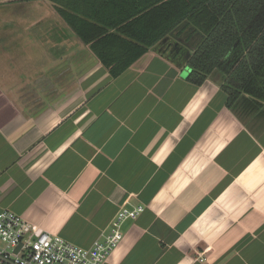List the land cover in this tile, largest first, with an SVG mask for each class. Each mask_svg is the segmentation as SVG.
Returning a JSON list of instances; mask_svg holds the SVG:
<instances>
[{
	"label": "crops",
	"instance_id": "1",
	"mask_svg": "<svg viewBox=\"0 0 264 264\" xmlns=\"http://www.w3.org/2000/svg\"><path fill=\"white\" fill-rule=\"evenodd\" d=\"M61 2L98 9L0 0V210L87 248L142 205L103 264H264V106L187 80L190 27L111 76Z\"/></svg>",
	"mask_w": 264,
	"mask_h": 264
},
{
	"label": "trees",
	"instance_id": "2",
	"mask_svg": "<svg viewBox=\"0 0 264 264\" xmlns=\"http://www.w3.org/2000/svg\"><path fill=\"white\" fill-rule=\"evenodd\" d=\"M96 11L57 10L115 77L179 27L201 35L187 80L216 79L237 117L264 106V0H91ZM64 5V6H63ZM88 12V13H87Z\"/></svg>",
	"mask_w": 264,
	"mask_h": 264
},
{
	"label": "built area",
	"instance_id": "3",
	"mask_svg": "<svg viewBox=\"0 0 264 264\" xmlns=\"http://www.w3.org/2000/svg\"><path fill=\"white\" fill-rule=\"evenodd\" d=\"M143 210L142 205L123 204L102 237L85 248L37 228L11 210L1 209L0 264H103L123 238L124 221Z\"/></svg>",
	"mask_w": 264,
	"mask_h": 264
},
{
	"label": "rangeland",
	"instance_id": "4",
	"mask_svg": "<svg viewBox=\"0 0 264 264\" xmlns=\"http://www.w3.org/2000/svg\"><path fill=\"white\" fill-rule=\"evenodd\" d=\"M246 116H247V115H244V116H242V118H243V119H246V118H247Z\"/></svg>",
	"mask_w": 264,
	"mask_h": 264
}]
</instances>
